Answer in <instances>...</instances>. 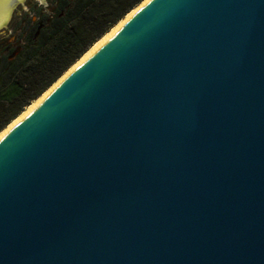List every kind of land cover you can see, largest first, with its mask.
<instances>
[{
    "label": "water",
    "instance_id": "obj_1",
    "mask_svg": "<svg viewBox=\"0 0 264 264\" xmlns=\"http://www.w3.org/2000/svg\"><path fill=\"white\" fill-rule=\"evenodd\" d=\"M0 264H264V0H144L16 120Z\"/></svg>",
    "mask_w": 264,
    "mask_h": 264
},
{
    "label": "trees",
    "instance_id": "obj_2",
    "mask_svg": "<svg viewBox=\"0 0 264 264\" xmlns=\"http://www.w3.org/2000/svg\"><path fill=\"white\" fill-rule=\"evenodd\" d=\"M143 1L47 0L15 12V39L0 41V133Z\"/></svg>",
    "mask_w": 264,
    "mask_h": 264
},
{
    "label": "rangeland",
    "instance_id": "obj_3",
    "mask_svg": "<svg viewBox=\"0 0 264 264\" xmlns=\"http://www.w3.org/2000/svg\"><path fill=\"white\" fill-rule=\"evenodd\" d=\"M30 5H33V6H36V7H41L43 5L46 6L47 5V0H26L25 4L19 5L16 8V10L14 11L13 16H12L9 24L7 25V27L0 31V41L5 40L6 38L8 40H10V41L15 39V34H14V31L12 29H13V26L17 23V20L13 19L14 18V14H15V12L17 14H20L21 13L20 12L21 9L29 10L30 9ZM11 23H13V24L11 25Z\"/></svg>",
    "mask_w": 264,
    "mask_h": 264
},
{
    "label": "bare ground",
    "instance_id": "obj_4",
    "mask_svg": "<svg viewBox=\"0 0 264 264\" xmlns=\"http://www.w3.org/2000/svg\"><path fill=\"white\" fill-rule=\"evenodd\" d=\"M143 3V2H142ZM141 3V4H142ZM139 4L134 10H132L125 18H123L118 24H116L103 38H101L98 42H96L93 47L86 53L82 56V58L77 62L75 63L54 85H52L42 96H40L37 100L33 101V103L28 106L26 108V110L20 115L18 116L7 128H5L1 133H0V136L16 121L18 120L31 106H33L39 99H41L44 95H46L70 70H72L100 41H102L106 36H108L110 34V32L112 30H114L120 23H122L128 16H130L136 9H138V7L141 5Z\"/></svg>",
    "mask_w": 264,
    "mask_h": 264
}]
</instances>
